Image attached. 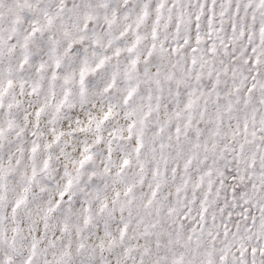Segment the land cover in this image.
Segmentation results:
<instances>
[{"label":"snow or ice","instance_id":"1","mask_svg":"<svg viewBox=\"0 0 264 264\" xmlns=\"http://www.w3.org/2000/svg\"><path fill=\"white\" fill-rule=\"evenodd\" d=\"M0 264H264V0H0Z\"/></svg>","mask_w":264,"mask_h":264}]
</instances>
